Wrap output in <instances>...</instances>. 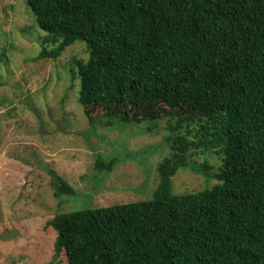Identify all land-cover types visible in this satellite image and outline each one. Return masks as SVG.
I'll list each match as a JSON object with an SVG mask.
<instances>
[{"label": "trees", "instance_id": "obj_1", "mask_svg": "<svg viewBox=\"0 0 264 264\" xmlns=\"http://www.w3.org/2000/svg\"><path fill=\"white\" fill-rule=\"evenodd\" d=\"M26 1L47 34L39 59L86 44L89 60L75 65L90 123L102 110L96 119L123 124L179 117L182 130L158 165L152 199L46 223L57 235L50 264L62 255L66 264H264V0ZM202 150L221 166L192 167L218 183L174 195L173 177L191 166L187 153ZM50 174L57 199L74 196Z\"/></svg>", "mask_w": 264, "mask_h": 264}, {"label": "rangeland", "instance_id": "obj_2", "mask_svg": "<svg viewBox=\"0 0 264 264\" xmlns=\"http://www.w3.org/2000/svg\"><path fill=\"white\" fill-rule=\"evenodd\" d=\"M46 36L26 0H0V264H50L57 235L46 223L58 213L152 199L158 165L171 154L169 140L182 131L179 117L123 124L96 119L102 110L92 112L90 123L79 103L75 65L89 60L86 44L77 41L58 60L39 59ZM187 158L191 166L172 179L174 195L218 183L192 166L216 171L219 155L189 151ZM110 160H116L110 172L97 169ZM51 171L74 196H54ZM60 261L67 263L64 255Z\"/></svg>", "mask_w": 264, "mask_h": 264}]
</instances>
